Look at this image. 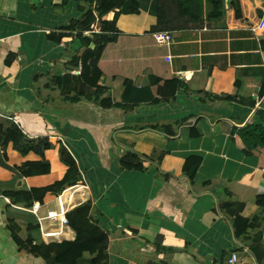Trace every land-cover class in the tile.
<instances>
[{
  "label": "crops",
  "instance_id": "crops-1",
  "mask_svg": "<svg viewBox=\"0 0 264 264\" xmlns=\"http://www.w3.org/2000/svg\"><path fill=\"white\" fill-rule=\"evenodd\" d=\"M64 1L0 0V122L53 144L43 159L0 146V264H46L20 250L14 232L33 245L75 240L68 225L46 218L59 215V201L65 215L90 205L109 238V264H230L233 254L232 264H264V149L248 156L231 138L264 112V0H225L221 18L200 24L171 6L173 27L157 30L158 0H136L98 61V85L123 106L114 109L64 98L58 80L74 86L81 73L72 63L79 31L67 29L87 9ZM166 33L172 39L162 44ZM145 70L182 83L173 100L132 106ZM63 150L80 173L77 185L30 206L3 195L62 180ZM194 158L201 164L191 180ZM37 162L49 173L18 169Z\"/></svg>",
  "mask_w": 264,
  "mask_h": 264
},
{
  "label": "trees",
  "instance_id": "trees-1",
  "mask_svg": "<svg viewBox=\"0 0 264 264\" xmlns=\"http://www.w3.org/2000/svg\"><path fill=\"white\" fill-rule=\"evenodd\" d=\"M65 0L64 4H68ZM87 9H81V15L74 20L67 30L76 31L72 36V41L80 42L79 51L73 56L72 63L75 67L81 65V73L75 79L74 86L66 78L59 79L60 89L66 101L71 104H77L82 99L92 101L103 109L122 108V105H116L109 96L106 95L98 83L101 78V71L98 67L99 58L106 45L115 41L116 21L121 14H133L137 12L138 5L136 0H79ZM225 0H158L157 25L154 30L172 28L173 20L171 17V6L177 10L179 17H186L188 22L202 23L204 20L211 21L219 19L224 13ZM204 7L207 9L204 15ZM94 26L101 30L96 33ZM88 32L89 34H84ZM69 37V36H66ZM61 38V37H60ZM62 39V38H61ZM56 42H60V39ZM165 84V85H164ZM141 89L136 95L132 106L141 103H158V101H171L176 92L182 87V83L177 80L163 82L155 77L150 70H145L142 74ZM153 91L155 97L151 95ZM142 92H150L144 94ZM264 92V85L261 93ZM156 96H159L157 98ZM254 121L247 123L244 127L235 131L231 135L232 141L236 147L248 156H260L264 149V112L259 111L255 114ZM9 144L20 155L26 156L34 153L40 158H44L45 152L53 148V144L46 139H31L27 137L20 128L11 120H2L0 122V146L5 149ZM62 157L68 168L64 178L53 185L42 189H31L28 192H6L3 195L7 197L12 204H33L44 203L47 193L53 192L62 194L63 191L77 185L80 181V173L74 160L62 151ZM188 162H194L195 167L190 174H193L201 164V159H189ZM26 176L44 175L49 173L50 168L42 162L26 163L18 168ZM25 169V170H24ZM38 170V172H35ZM258 206H264V197L257 200ZM90 205L79 207L66 214L68 226L75 231L74 241H63L61 243L33 245V240L28 236L26 241L18 238L13 233V239L20 250L40 256L46 264H109L108 244L109 238L96 222L90 217ZM30 232L32 226L27 228ZM237 237L240 235L236 231Z\"/></svg>",
  "mask_w": 264,
  "mask_h": 264
},
{
  "label": "built area",
  "instance_id": "built-area-1",
  "mask_svg": "<svg viewBox=\"0 0 264 264\" xmlns=\"http://www.w3.org/2000/svg\"><path fill=\"white\" fill-rule=\"evenodd\" d=\"M171 36L170 34H164L162 40H161V43L162 44H167L170 40H171ZM59 203V206H60V213L59 215H57L56 213L54 212H48L47 214V217L46 218H49V219H52V220H56L57 219V222L60 226L62 225H68L67 224V220H66V215H65V212L63 211V204L61 201L58 202ZM34 210L37 209V205H35L34 207ZM65 215V216H64ZM46 237H49V238H53V237H56V236H59V233L58 232H47L45 233ZM236 261V255L233 254L231 259L229 260V263L232 264Z\"/></svg>",
  "mask_w": 264,
  "mask_h": 264
},
{
  "label": "bare ground",
  "instance_id": "bare-ground-1",
  "mask_svg": "<svg viewBox=\"0 0 264 264\" xmlns=\"http://www.w3.org/2000/svg\"><path fill=\"white\" fill-rule=\"evenodd\" d=\"M68 195H69V192H66V194H65L64 197L62 198V200H63L64 202L67 201Z\"/></svg>",
  "mask_w": 264,
  "mask_h": 264
},
{
  "label": "rangeland",
  "instance_id": "rangeland-1",
  "mask_svg": "<svg viewBox=\"0 0 264 264\" xmlns=\"http://www.w3.org/2000/svg\"><path fill=\"white\" fill-rule=\"evenodd\" d=\"M53 238H55V237H53Z\"/></svg>",
  "mask_w": 264,
  "mask_h": 264
}]
</instances>
